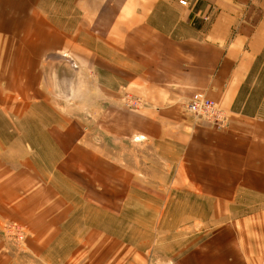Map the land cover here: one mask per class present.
Instances as JSON below:
<instances>
[{
    "label": "crops",
    "instance_id": "1",
    "mask_svg": "<svg viewBox=\"0 0 264 264\" xmlns=\"http://www.w3.org/2000/svg\"><path fill=\"white\" fill-rule=\"evenodd\" d=\"M60 1L0 0V229L15 220L27 234L17 251L0 232V264H83L94 251L73 210L114 204L111 178L151 202L181 200L190 226L229 232L222 264H262L264 0ZM64 58L74 97L93 86L95 119L76 121L55 93ZM50 80L66 108L44 104ZM195 93L227 112L225 128L187 112ZM126 95L143 106L126 109Z\"/></svg>",
    "mask_w": 264,
    "mask_h": 264
},
{
    "label": "rangeland",
    "instance_id": "2",
    "mask_svg": "<svg viewBox=\"0 0 264 264\" xmlns=\"http://www.w3.org/2000/svg\"><path fill=\"white\" fill-rule=\"evenodd\" d=\"M69 1L53 2V7L58 5L59 10L69 11L70 7L67 5ZM98 46L102 47L99 43ZM73 70H77L75 65H73ZM74 82L77 83L76 79ZM51 84L50 80L43 85V94H46L43 96L44 104L64 106L65 103L58 101L57 97L53 95L54 93L51 92ZM91 85L93 84L91 83ZM88 87L87 94H84L80 99L77 86V94L75 97L72 96L71 101L66 105L69 108L65 112L69 113L76 121L82 117L85 111L92 113L94 119L97 117L96 107L93 103L95 101L93 100L95 97L93 86L89 85ZM80 90L83 93L86 89L84 86H80ZM122 105L131 110H138L143 106H129L124 102V99ZM66 106L64 107L66 108ZM82 106L88 109H84ZM91 129L94 134L95 126ZM127 138L124 139L130 143ZM134 140L136 141V139ZM143 141L140 138L136 142L143 143ZM110 142H107L108 146L112 144ZM111 156L112 158L107 161V166L115 169L118 155L113 153ZM120 160L128 170H131L133 165L128 151ZM129 173L131 172L129 171ZM111 179L110 195L111 197L116 196L114 204L89 207L88 204L81 203L79 200L78 211L74 212L73 210V215L78 216L80 237H82L81 247L91 248V251H94L92 254L87 252L89 255L82 256L83 264L90 261L100 264L110 258L113 259L114 264H123L128 259L131 264H143L144 262L147 264H222L220 261L224 256L223 253L228 252L229 249L233 250L231 245H228L231 236L229 232L219 230L216 233L215 228L200 230L199 221H196L195 226L194 224L190 226L188 216L185 218L183 216L188 206L183 205L181 200L151 202L148 193H146L148 191L144 192L141 187L133 188L132 183H128V185L126 183L122 187L120 182ZM130 181L132 182L131 178ZM192 202L196 203V201ZM11 222H17L21 226L20 228L25 234L24 240L17 239L15 230L19 228H10L7 224H11ZM186 223L190 227H186ZM190 228L191 230H189ZM0 232L5 245L10 249L15 248V250L21 251L26 243L27 234L20 222L15 220L6 222ZM84 232L85 234L82 236ZM220 242H226V247L220 246ZM105 247H107V253L104 251ZM110 251L113 252L110 253Z\"/></svg>",
    "mask_w": 264,
    "mask_h": 264
},
{
    "label": "built area",
    "instance_id": "3",
    "mask_svg": "<svg viewBox=\"0 0 264 264\" xmlns=\"http://www.w3.org/2000/svg\"><path fill=\"white\" fill-rule=\"evenodd\" d=\"M179 2L183 5L187 4L184 0H179ZM124 102H126L127 105L134 107L143 104L142 99H134L129 95L124 98ZM186 104L187 111L198 121L206 122L210 125L212 124L217 128H225V126H227L229 121L227 112L211 98L209 99L201 93H195ZM7 225L13 229L18 227L19 229L15 230L16 237L20 241L24 240L25 234L22 232V228H20L21 226L18 225L17 222H11V224L9 223ZM262 264H264V258L262 259Z\"/></svg>",
    "mask_w": 264,
    "mask_h": 264
},
{
    "label": "water",
    "instance_id": "4",
    "mask_svg": "<svg viewBox=\"0 0 264 264\" xmlns=\"http://www.w3.org/2000/svg\"><path fill=\"white\" fill-rule=\"evenodd\" d=\"M73 63L70 59L64 58L62 63H59L54 68L53 78L55 93L63 100H70L73 96V88L75 81V71Z\"/></svg>",
    "mask_w": 264,
    "mask_h": 264
}]
</instances>
